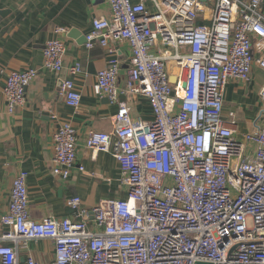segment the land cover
Listing matches in <instances>:
<instances>
[{
  "label": "built area",
  "instance_id": "obj_1",
  "mask_svg": "<svg viewBox=\"0 0 264 264\" xmlns=\"http://www.w3.org/2000/svg\"><path fill=\"white\" fill-rule=\"evenodd\" d=\"M102 1L110 17L93 20L85 47L109 56L92 91L117 112L112 134L90 132L86 147L113 157L125 196L90 209L71 197L69 217L35 221L28 175L18 172L0 219V264H20L17 249L37 240L52 243V264H264V129L238 140L222 120L228 80L249 82L254 65L264 71L263 0ZM111 42L129 47L122 84ZM65 52L58 38L47 41L42 68L62 72ZM37 74H7L8 114L24 105ZM81 74L79 63L67 68L60 88L72 110L81 103L73 82ZM259 95L264 103V87ZM138 97L151 121L131 115L129 100ZM52 141V174L66 180L76 167L73 126L61 123ZM23 264L42 263L28 256Z\"/></svg>",
  "mask_w": 264,
  "mask_h": 264
},
{
  "label": "crops",
  "instance_id": "obj_2",
  "mask_svg": "<svg viewBox=\"0 0 264 264\" xmlns=\"http://www.w3.org/2000/svg\"><path fill=\"white\" fill-rule=\"evenodd\" d=\"M261 13L264 17V0ZM109 17V6L102 0H0V219L7 212L12 180L18 172L28 175V211L35 221L69 217L66 201L71 197L80 198L82 207L90 209L101 200L125 196L113 157L93 155L86 147L90 132L112 134L117 112L116 105L92 91L96 74L107 66L109 56L98 45L85 47L93 20ZM57 28L65 29V34L57 36ZM54 38L66 48L60 73L42 68L45 43ZM110 47L119 62L122 84L131 57L129 47L124 42H111ZM76 63L82 74L73 82L81 103L72 110L60 96V88L68 77L67 68ZM26 69L37 70V77L26 89L24 105L10 115L3 95L6 76ZM263 87L264 71L254 65L249 82L228 80L224 88L222 120L233 128L238 140L264 129V103L259 95ZM128 104L133 117L152 120L144 98H133ZM63 122H69L76 133V167L66 180L52 174L53 135ZM4 230L0 223V233ZM17 251L20 264L28 256L42 264L54 261L53 245L47 240L30 241Z\"/></svg>",
  "mask_w": 264,
  "mask_h": 264
},
{
  "label": "water",
  "instance_id": "obj_3",
  "mask_svg": "<svg viewBox=\"0 0 264 264\" xmlns=\"http://www.w3.org/2000/svg\"><path fill=\"white\" fill-rule=\"evenodd\" d=\"M202 2H205V0H202ZM172 80H174V81H175L174 77H170V79H169V81H170V83H171V84H173V83H174V81H172Z\"/></svg>",
  "mask_w": 264,
  "mask_h": 264
},
{
  "label": "bare ground",
  "instance_id": "obj_4",
  "mask_svg": "<svg viewBox=\"0 0 264 264\" xmlns=\"http://www.w3.org/2000/svg\"><path fill=\"white\" fill-rule=\"evenodd\" d=\"M172 81H174V80H172Z\"/></svg>",
  "mask_w": 264,
  "mask_h": 264
}]
</instances>
